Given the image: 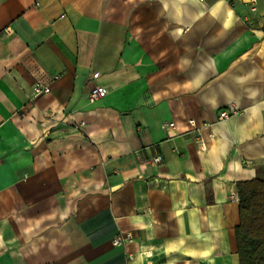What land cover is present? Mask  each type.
Segmentation results:
<instances>
[{
	"label": "crops",
	"instance_id": "1",
	"mask_svg": "<svg viewBox=\"0 0 264 264\" xmlns=\"http://www.w3.org/2000/svg\"><path fill=\"white\" fill-rule=\"evenodd\" d=\"M34 1L0 0V264H239L264 0Z\"/></svg>",
	"mask_w": 264,
	"mask_h": 264
},
{
	"label": "trees",
	"instance_id": "2",
	"mask_svg": "<svg viewBox=\"0 0 264 264\" xmlns=\"http://www.w3.org/2000/svg\"><path fill=\"white\" fill-rule=\"evenodd\" d=\"M239 223L235 228L239 264H264V178L237 182Z\"/></svg>",
	"mask_w": 264,
	"mask_h": 264
},
{
	"label": "built area",
	"instance_id": "3",
	"mask_svg": "<svg viewBox=\"0 0 264 264\" xmlns=\"http://www.w3.org/2000/svg\"><path fill=\"white\" fill-rule=\"evenodd\" d=\"M248 3L251 4V9L254 10L256 0H249ZM34 4H35V6H39L40 5L39 0H35ZM98 75H99V73L97 71H95L93 74V78L97 77ZM57 78H58V76L53 77V79H57ZM31 89H33V97H38L39 95L47 94L51 91L50 84L47 82H44L40 79L33 82ZM105 94H106V89L103 86L96 84V86H93V88H91L90 93L88 95V99H89V101L92 102L98 98L105 96ZM218 112H219V114H218L219 120H224L225 118H228L231 115L237 113L235 107L232 105L229 106L228 108L220 109ZM190 123L193 124V121L191 120ZM162 127L166 128V129L174 128V122H172V121L164 122L162 124ZM196 130H197V132L199 131L197 128H196ZM197 135H198L197 137H199V133ZM162 159H163V157L160 154H156L155 157L153 158L154 162H157V163L161 162ZM232 197L236 198L238 200V196L235 197L232 195ZM131 238H132L131 233H128L125 235L117 234L115 236V238L112 240V243H114V245L115 244L116 245H124L127 242H129V240Z\"/></svg>",
	"mask_w": 264,
	"mask_h": 264
}]
</instances>
